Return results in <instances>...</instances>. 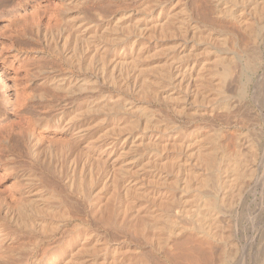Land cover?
Listing matches in <instances>:
<instances>
[{"label": "rangeland", "instance_id": "374dc122", "mask_svg": "<svg viewBox=\"0 0 264 264\" xmlns=\"http://www.w3.org/2000/svg\"><path fill=\"white\" fill-rule=\"evenodd\" d=\"M166 1H167V3H166ZM177 1L178 0H165L164 1V5L167 4L166 6L168 7V11L173 12L172 14H174L175 12L182 13L181 12L182 9H180L182 6L179 3L177 4ZM199 1H200V3H198ZM202 1H205V2L202 3ZM211 1H213V0H207V1L206 0H198V1L196 0V3H197L196 6L194 5V3H191V2H194L193 0H185V3H187V5H189V4L191 5L190 7L188 6V8H189V10L191 9L190 10L191 13H190V11H189V13L191 14V16L193 15L192 18H194V19H192V22L194 25L195 24L200 25L199 29L203 30V32H205L206 34L210 33L211 34L210 37L213 35L212 37L217 38V37H221V35L223 34L222 39L226 38L225 41L221 42L224 45H221V43H219V45H221V46L218 45L219 48L217 47L218 48L217 54H219V55L221 54V56L225 57V55H223V54L227 53L225 58H229L230 56L233 55L232 57H236L237 59L232 58V62H234L235 60L237 62L235 61L234 63H232V65L231 64L230 65L232 67L234 64H236V65L238 64V65L232 69L233 71H230L228 76H231V77H229V79H228V77H226V79H228V80L225 79L226 84L224 83L225 85H223L224 89L221 87V90H218V91L216 90V88L214 90V87H212V89L210 88L211 86H216V85H205V86H207L206 88L203 85L204 87L199 90V91H202L203 94L201 92L199 93V91L196 90L197 89L196 88L197 87L196 82H198V84H200V80L202 78L201 79H198V78L195 79L194 82L195 81L196 82L194 84L196 86L191 87L193 89L195 87L194 90L192 89L194 92L191 90V88H187V90H186V88H184V90L186 92L182 91L183 93L182 92L180 93V94H182L181 96H183L184 92L186 95L184 94V96H183L184 99H183V101L181 100V103H180L181 104L180 107H182V106L183 107L179 108V109L174 108V106H173L174 102L168 101V100L163 98L165 96V94H167L168 92H169V94L171 92H173V85L172 84H171L172 86L170 85V87H168L169 84L164 86V87H166L165 89L163 87H160L161 88L160 94H158L157 96L150 94L149 92L145 91L141 86L142 81H140V80L142 78L141 77L142 75L141 76L139 75L140 72L135 71L134 69L128 67L129 69L128 68H126V69H128L129 72L124 68L128 72V73H125L126 71H124L123 65L122 64L119 65L120 64V61L118 60L119 56L117 54L115 55V53H113V56L109 57L108 60L112 59L113 57L115 58V56H116V61L117 60L118 61L116 62L114 58H113V61L112 60H110V62L106 61L105 64H107V65H104V64L99 65L100 67H101V65L105 66V68L101 67L102 69H99V67H97L98 64H96L95 67L93 65L89 71L87 69H84L85 67L82 65H81L82 67L80 69V67L77 64V62H78L77 57L78 56L76 54H74V52L72 51L73 50L72 47L74 46V43H73L74 40H71V39H73L71 36H73V34L76 32V30H75L76 27H73V29H74L73 30L74 33H73L71 31L72 26L74 24L78 25L79 23H82V24L84 23V24H86L84 26H87L88 30H92V29L94 30L97 27L95 30L101 29L104 32H107V34L110 33L109 31L112 32V30H117V27L120 26V29L118 27L119 30H117V31L118 32L123 31V33L124 32L126 33V29L124 27V24H126L127 22H125L124 20L123 21L117 20L116 18L121 17L123 10L125 8H127L130 4L133 5L131 7L137 6L138 4L140 5V3L136 2V0H15L8 7H5V8L1 7L0 8V109H1L0 111L2 113L1 114L2 116L0 117V119H1L0 120L1 121L0 126L3 124L4 126H7L6 128H8V129H11V127H12V129H13V127L15 129L17 127V125H15V123L19 119L20 115H22V114L28 115V114H30V111L34 110V109L35 110L39 109L38 111L42 110L41 112L45 113L47 118H49V122L45 126H38L36 128L37 130H36V134H35V138H34L35 140H33V143H31V145L28 144L27 141H25L24 139L18 140L19 137L17 138L15 135V139L17 138L16 142L20 141V142H17L20 145L15 142V144H16L15 150H17L16 153H19L20 151H22L21 152L22 156H24V158H22V160L24 159L25 161H27V163H25V164H23V162H21L23 165H20L21 164L20 163V164H16L15 166L17 167L18 170H21L24 167L33 166L34 168L33 167H31V168L35 169L37 172L42 174L44 176V178L46 179V182H49V184H57L58 185V187L61 189V192L63 193V195H62L63 198L68 200L70 203L74 204V209H72V210L74 211V214L77 216V218L79 217V219L74 221V223H72L68 227V229L73 228L74 225L79 223L78 224L79 228L80 227L85 228V226H86V227H89L90 231H91V229H93L92 230L93 235L97 233L98 236H100V237H104V238L106 237L108 239L107 240V246L103 249V251L101 253H103L107 256H111L118 249L121 250V248H122V251H124L125 249L127 250V247H128V250H130V249L132 250V248H133L132 252L130 251L131 254L128 250L127 251L125 250L127 252V254L125 251H124L125 253H123L121 251V253L123 255V256L121 255V261H124V262H121V264H125V263L128 264L130 262V260L133 259L135 261L137 258H142L143 255H144L143 257H145L144 259H148V261H147L148 264H149V262H150V264L151 263L152 264H157V263L158 264H200L199 262H202V264H205V263L206 264H208V263L209 264H245V263L246 264H264V84H263L264 83V29L261 28L260 25L256 24V32H254V35H252L253 37L250 38V36H248V38H247L246 36H243V40H242L243 43L241 41L236 40L235 39L236 37H235V35L232 34V32L228 33L229 31L227 32V31H224L222 28H220V27H222V24L224 26H225V24L227 26H229L230 23L227 20H222V21L218 20V21H215V23H214L213 21L208 19L209 17L204 16L202 13H200V15L197 14L198 13V11L196 9L197 7H199L200 9L201 8L205 9V8H207L208 5H209L208 8L212 6V8H209V9L210 10L212 9L213 13H214L216 11V3L215 2L211 3ZM125 3L128 6H126ZM175 3H176V5H175ZM172 4H173V6H171ZM198 4H199V6H198ZM192 5L195 7V9L193 8ZM203 5L206 7L204 8ZM169 6H171L172 8H170ZM214 6H215V9L213 8ZM178 9L180 10V12ZM53 11L55 13H52ZM51 13L54 15V17L53 18L50 17L52 19H50V18L46 19L45 16L50 15ZM55 15L57 16V19L54 20V18H56ZM81 15H82V17H81ZM175 15H177V14H175ZM83 16H85V17H83ZM211 16L210 17L213 18V16H216V14L215 15L212 14ZM40 17H44V19H46L45 21L43 20V24H44V26L42 27L43 31L47 34V36H49V37L52 36V37H50V38H52V42L55 39H57L59 41L58 45L61 46V49L58 48V50H57V48L56 49L54 48V50H53V47H54V46H52L53 44L48 46L47 43L45 42L44 37H46V36L44 35L45 33L43 31L39 32L37 34L34 26L32 25V21L39 19ZM136 17H138V16H136ZM147 18H148V20L147 19L145 20L147 23H149L151 21L149 23V25H153L156 23L155 17L153 18V20H152V16L151 17L149 16ZM164 19L165 18L163 17L160 20H164ZM256 20L258 21V19H256ZM120 21L122 22L123 25H120L121 24ZM114 23H116V24H114ZM207 24H208V26H207ZM213 24H216L217 26H218V24H221V26L219 25L218 27H216V26H213ZM130 25L132 27V24H130ZM21 26H26V29H28L27 35L24 36V34L22 32H20V33H19V31L17 32V29ZM69 26H71V28ZM106 26H107V28H106ZM108 26H110V27H108ZM121 26H123V27L121 28ZM257 26H258V29H257ZM203 28H205V29H203ZM258 30H259V32H258ZM117 31H115L117 35L122 34V32L121 33L119 32L120 33L119 34ZM68 32H69V34H71V33H73V34L68 36ZM111 34L112 33H110L109 35H111ZM124 35L125 34H122V35H120V37L121 36L124 37ZM226 35H231V38H229L230 36L226 37ZM257 35L259 36L257 38L258 41L254 40V39H256L255 36H257ZM223 36H225V37H223ZM232 37H233V39H232ZM228 38L231 39L230 44H229ZM244 38H246L248 40H246ZM251 39L254 40L253 42L256 41V43H258V44L257 45H256V43L253 44V42H251ZM71 41L73 44L70 43ZM204 41H205L204 39L199 41L198 52H199V50L201 51L204 46L206 47L207 40L205 41L206 43ZM191 42H192V40H191ZM223 42H225V43H223ZM237 42H239V44H238L239 46L237 45ZM67 44H68V46H67ZM223 46H224V48L229 46L228 48H230V52H228L229 50L226 48H225V50H221V49H224V48H222ZM248 48H250V50ZM257 49H260V50H257ZM244 50H247V51H244ZM71 51L73 52V54L70 55V53H72ZM219 51L221 53H219ZM233 51H234V53H233ZM255 52L258 54L256 55ZM228 53L230 55H228ZM250 54H251L252 58H251ZM74 55H76L75 59H74V57H72ZM202 55L200 54V56H197L196 58H197L198 62L201 59L200 61H203V64L204 63L206 64V61L209 60L207 58H209V57L203 53H202ZM227 56H229V57H227ZM260 57H261V59H260ZM212 59L213 60L215 59L214 55L211 56L210 60H212ZM251 59H253V61H251ZM74 60H76V61H74ZM107 62H109L110 67H109ZM259 62L261 64H259ZM247 63H249L251 66ZM115 64L116 65L118 64V65L116 66ZM199 64L202 65L201 62H199L198 65ZM253 64H255V67H257L258 69H256V68L254 69ZM114 66H116L117 68ZM259 66H260V69H259ZM108 67L110 69L114 68L115 73L112 72L113 69H111L112 71H110ZM118 67L119 68L121 67L120 68L121 70L123 69L122 72H120L121 70ZM246 67H249L251 69L246 68ZM237 68H239V69H237ZM95 69L97 71H95ZM103 69H105V70H103ZM131 69L134 70V72L130 71ZM252 69L255 71H253ZM98 70H99V72H98ZM106 71L112 72V73L108 72V74H110L111 76H107L106 75L107 73H105ZM136 72L138 74L136 75L137 78L135 79L134 73H136ZM232 72H233V74H232ZM101 73L103 76L101 75ZM103 73H105V75ZM121 73L124 76H122ZM234 74L236 77L234 76ZM195 75H197V73ZM146 76L151 77L152 74L147 73ZM138 77H141V78L139 79ZM86 79L89 82H87ZM209 79H212V78L209 77ZM247 80H249V82ZM257 80L262 81V82L258 81V83H260V84L262 83L261 86L257 83ZM55 81L57 83L62 82L61 83V84H63L62 87H64L65 89L64 88H62L63 90L54 89L53 83ZM85 81H86V83H85ZM129 81H131V82H129ZM227 81H228V83H227ZM116 82H119L120 84L116 83ZM75 85H78V86H75ZM127 86H129V87H127ZM131 86H133V87H131ZM262 86H263V88H262ZM26 88H29V90L31 89V91H36L37 93L43 92L47 95L48 98L45 97V98H43V100H40L38 98L31 99V100L26 101L24 105H18L16 103L17 96L20 95L22 93V91ZM162 88H163V90H162ZM206 89H208L210 92ZM206 92H207V95H205ZM218 92L221 94L219 95ZM194 93L198 96H200L202 94L201 95L202 98L201 97H198V98L195 97L194 98V96H195ZM203 95H204V97H203ZM210 95H212V96L210 97ZM216 95L217 96L219 95V96L216 98ZM205 96H206V98H205ZM203 98H204V100L202 101ZM207 99H208V102L205 101ZM212 99L214 100V102ZM103 101H105V102H103ZM209 101H210L211 106H209ZM199 102H200V104H199ZM220 102H223V103H220ZM224 102H226V103L224 104ZM88 103L94 104L96 108L98 107L92 113V119L94 118V120L92 123L93 125L91 126V130L89 132L90 134L92 133L91 139L90 138L88 139V137H90L88 134L86 136V138L84 137V140L81 139L80 141H77L76 145L69 144L71 141L68 142L67 140L70 137V135L65 133L66 132L65 129L62 128V125L60 123H58V121L56 123H54L52 118L59 117V115L64 113L65 111L66 112L70 111L69 109L72 110L74 107L79 108V107L84 106L85 104H88ZM101 104H103V106L104 105L107 106L108 109L101 106ZM109 104H111V107H109L110 106ZM118 105L121 109V110H119V112H117ZM128 107H129V109H128ZM136 107L138 110L136 109ZM100 108H102V109H100ZM103 108L106 109L104 111H107V112H103ZM130 108H133V111H132L133 113H131L129 111V110H132ZM142 109L143 110L146 109V110L143 111ZM201 109H203V110H201ZM96 110H98V111H96ZM126 110H128L129 112H127ZM134 110L137 112L134 113ZM148 111H149V113L147 115L146 112H148ZM143 112H144V114H143ZM126 113H127V115H126ZM128 113H130V114H128ZM137 113L139 115H137ZM152 113H153V116H152ZM124 115H126L125 118L128 120V122L125 121L126 119H124ZM145 115H146L147 119H148V116L150 117L149 118L150 120H147V121H149V123L146 122V118L144 117ZM141 116H142V118H141ZM154 116H155V118H154ZM139 117L141 118V120ZM130 118H131V120H130ZM132 118L135 122L136 121H138V122L140 121V122L139 123L137 122V125H136V123L134 121H132ZM135 118H137L139 120H137V119L135 120ZM143 118L145 119V121ZM50 121H51V124H50ZM130 122L132 123V125L135 124L132 126L133 129L131 127H129L131 124ZM143 122L146 125L148 123L151 126V128L148 129V127H150L148 125L147 127H145L147 129H145L144 127H143L144 129H142V126H144ZM165 122H167V123H165ZM116 123H117V125L119 124L118 125L119 131L117 130L118 127H117ZM126 123H130V124H127V126L129 125L128 127L125 125ZM153 123H155V124L158 123V124H156L155 127H157L158 125L160 126L162 124L161 126H163V127L160 126L161 128H164L166 126V129H167V127H168V129L162 130L163 132L161 131L159 126H158V129L157 128L154 129ZM59 124L61 125V127L59 126ZM3 125L1 126V128L4 127ZM115 125H116V127H115ZM111 126H113V130H112ZM134 126H135V128H134ZM95 127H97V128H95ZM114 127L117 129H114ZM127 128H129V129H127ZM136 128L138 129V131H136L137 130ZM106 129H107V131H106ZM130 129H132L133 131ZM110 130L112 131V133H110L111 132ZM142 130H144V131H142ZM113 131H117V132H113ZM99 136H100V138H99ZM115 136L118 137L120 139V141L122 140L121 141V143L123 142L122 146L126 147V148L128 147L127 143H129L132 139H134V141H136V140L139 141V140L144 139V138L145 139H153L155 137L154 139H156L158 141H161V140L163 141L167 138L166 140L169 139V142H170V140H171V142L173 141L172 143H173V147H174L175 151L172 150L173 147H171L167 150V152L164 151V153L168 154V155L164 154V156L166 155L168 160L172 159V161H175V163L176 162L182 163L183 167H185V168L187 167L186 172L192 171V173H193V171H194V173L197 172L198 174H201V175H202V173L208 174L209 171L207 170L206 166H204V168H206V169L203 170L204 169V168H202L203 164H200L199 160H198L199 162H197V160H196L197 157L195 155L196 151L194 149H196L197 145H199L202 141L206 140V138H208V137L209 138L214 137V138H216L217 142H219L220 146L222 144V148L219 146V152H221L222 154H228L229 152L234 153V151H237L238 153H234V154H240V155H244L247 157H249L251 155L249 165H250V172L251 171H253V172H252L251 176H248L249 174L245 176L248 179H245L246 180L245 184L243 185L241 190L239 189L241 192L237 190L236 192H233V193L230 192V193H232V194H230L229 192L225 191V194L227 193L225 196V194H223L224 188L221 189V187L220 188L215 187L213 182L208 184L210 187L206 186L203 189L205 192L208 190V193L210 192L209 194H212V195H214L218 189L217 194H215L213 198H215L216 201L218 200V202L221 200L219 202L220 204L224 200L228 204L232 201L229 204V207L230 206L231 207L228 208V210H226L227 212L224 210V208L227 209L228 204L227 205L223 204L222 206H219V208L221 207L220 210L223 208V210L225 212L223 210H222L223 212L220 211L219 208L217 211L218 213L220 211V214H221L220 215L217 213V215H219V217H221V218H223V216H224L223 219L226 221L223 223V225L225 226L224 228L227 229V230L225 229L224 232H226V231L227 232L225 233V235H222L224 237V240L226 239L225 242L223 241V239L221 237H218L220 242L218 240H216L215 241L216 245H215L214 240H212L208 236H205L206 237L205 239H208V238L211 239V240L210 239L205 240L206 242L209 241L210 244L206 243L203 240L205 242V251L195 250V253H197V254H198V252H199V254L203 253L202 255L205 254L204 256H206V259L204 258V256L196 254L197 257L200 256L202 258V260H200L201 259L200 257H199V259H197L195 253L193 254L194 257L192 255L194 250H188V248H190L188 246H191V245L193 246L197 242V240L198 241L202 240V236L200 235L201 233L197 232L198 230H197V228H195L197 224L193 225L194 223L197 222L194 218H191V217L189 218V216H188V218L184 217L186 222L184 221L183 217L182 218H183L184 222L181 221L182 218L178 219L179 223H182V222L184 223L183 225H185V223H187L186 225H188V223H190L189 226L191 225L190 227H192V229H188L189 231L186 230V232H184L183 234L180 233L179 236L178 235H174V236L172 235L167 240L168 241L167 243H166V240H164V239H167V238H165V236L167 237V234H166V232H164L165 233L163 235L164 238L162 237L163 241H162V239H161V241L160 240L159 241L161 243L165 242V243H163V244H166L165 246L161 245V243L157 244L158 243V241H157L158 237L156 239L155 238L156 234H154L155 236L153 235V233H152L153 227L148 228L150 226L149 224L152 223V225H153L155 220L158 218V216L155 215V213H157V210L162 211L161 209H163L164 205H165V204L162 205L165 202L162 201L163 203H158L161 200L158 201V199L153 197V196H152L153 197L152 198L151 194H150V192H152V191H149V189L152 190L151 187H153V189L156 191L157 190L161 191L160 189H166V188H163L162 186L160 187L159 185H156L157 182L154 180L156 183L155 184L153 179L149 182L150 176L157 174V171H158L157 169H156V172H153V171H155V169H153V170L151 169L152 171H146V169H143L145 171L138 172L141 174L142 177L139 174H137V172H136L137 176L134 174L133 171L132 172L134 175L130 174V171H131L130 170L129 174L125 175L126 178L128 176V183H127V180L126 181L124 180L123 183L121 180H116V183H114V182H111L110 175L112 174V176H113V173H114V171L116 172V169L118 172L117 174H120V171H121L120 167H122L123 165H124L123 167H126V166L130 167L131 166V169L133 170L134 166H136L135 164L132 163L133 158L129 157L128 155H125V156H123L124 159H123V157H119L118 160H114V158H116L118 155V153L116 154V152H114L112 154V156L110 157V159H108V161L107 160L104 161V159H106L105 158L106 154L101 153L102 157L100 159L103 161H100V159L98 158L100 151H97L98 150L97 148H93L95 150L91 149V151L89 152V154H92V155H90V156H92V158L89 156L90 158L88 157V159L86 160V157L85 158L83 157V156H85V153H86V149L84 147L87 144L86 140H88V141L92 140V142H94V144H95L97 142L102 143V142L109 140L111 138H116ZM92 138H94V140L98 138V140L94 141ZM104 138H106V139H104ZM118 138H116V139H118ZM138 138H139V140H138ZM70 139H72V137H70L69 140ZM180 139H182V143L185 142L184 144H182V143L180 144L182 146H179V143L178 144L174 143L175 140L179 141ZM196 140L197 141L201 140V142L199 141L200 142L199 143ZM171 142L169 144L170 146L172 145ZM83 144H85V145H83ZM174 144L176 146H174ZM251 144L254 146H251ZM177 146H179V149H177ZM139 148H140V146H139ZM142 148H144L145 151H143L144 149H142ZM180 148H182V149L180 150ZM220 149L222 151H220ZM252 149H254V150H252ZM138 150L142 152V153L138 152L140 154V159H144V158L147 159L150 156L153 158L157 154L156 150L151 153V152H149L150 151L149 149L147 150V148L142 146V145H141V150L140 149H138ZM84 151H85V153H83ZM239 151H241V152H239ZM251 151H255V152H251ZM242 152H243V154H242ZM244 152L245 153L247 152V153L245 154ZM233 153H231V154H233ZM2 154H3V156H2ZM23 154H25V155H23ZM171 154L173 156L176 154L174 156V159L172 158L173 156ZM191 154H192V156H191ZM144 155H145V157H144ZM126 156H127V158H126ZM179 157H180V159H179ZM195 157H196V159H195ZM239 157H241V156H239ZM6 158H7V154H4L3 152L0 151V171H2V173L6 172V170H4L5 163H7ZM102 158H104V159H102ZM242 158H243V156H242ZM72 159L75 161H73ZM95 159H97V161ZM128 159H129V161H127ZM130 159H132L131 162H130ZM83 160H84V162L85 161L86 162L82 165ZM111 160H112V162H111ZM70 161H72V162H70ZM76 161H77V163H75ZM98 161H100L101 163L98 164L97 163ZM106 161H107V163H106ZM172 161H170V162H172ZM68 162H70L71 165L73 162L75 163V167L73 166L75 170L71 169L72 166ZM102 162H105V163L102 164ZM113 162H114V164H117V165H113L112 164ZM57 163L58 164L60 163V164L57 165ZM119 164L120 165L123 164V165L120 166ZM125 164H126V166H125ZM131 164H133V166ZM55 166H57V168ZM76 166L78 168H76ZM116 166H118V168L120 170H118V168ZM199 167L202 168L201 173H199V171H200ZM89 168H91V169L94 168L95 170L94 169L90 170ZM98 168H100V169H98ZM110 170H112V171L109 172ZM171 170H172V168H170L169 171H171ZM15 171L17 172V170H15ZM73 171H74V173L75 172L76 173L74 174ZM94 171H98V172H94ZM58 172H60V175H58L59 174ZM107 172H109V175H107L108 174ZM142 172H145V173H142ZM150 172H153L154 174H152V173L150 174ZM8 173L9 172H7L6 174L4 173V175H6V178L4 180V182H6V183L4 185L9 186V187H15V189L21 187L22 181L20 179H18L19 177L18 178L16 176L14 177L13 175H11V173H9V174ZM69 173L74 174V177L77 178L76 183H75L76 185L74 184L73 189H70L66 185V182H65V178H67V176H69V175H67ZM95 173H96V175H95ZM170 173H172V172H170ZM194 173H193V175L196 176L195 175L196 173L195 174ZM89 174L92 176H89ZM76 175H77V177H76ZM193 175L190 174V176H193ZM106 176H109V178ZM144 176H145V179H143ZM188 176H189V174H188ZM78 177L79 178L80 177L86 178L87 179V180L85 179L86 182L90 181L94 177L95 181H94V187L93 188H94V193H96V194L92 195V197H91L92 201L89 202L88 200H86V198H84L85 195L83 196L84 193L81 190H83L82 187L87 183L85 181H82L81 178H80V180H78L79 179ZM136 177H138V178H136ZM103 178H105V180ZM108 179L110 180L109 184H108V181H109ZM133 179L136 180V182ZM140 180L142 181V184L144 182L146 183L145 180H148V182L146 183L147 186L144 183L143 184L144 188H142L143 186H142V184H140L141 183ZM188 180H189V184H192L191 180L193 182V179L189 178ZM152 181L154 184H149L151 186L150 187L148 185V183H152ZM80 182H83V183H80ZM77 183L82 184V186L81 185L77 186L78 185ZM111 183L114 185H116V184L120 185V183H122L123 187H124V184L125 185H128V184L136 185L139 188H133L132 189V193H133L132 195H134V196H132L130 192L123 190L122 184L120 185L121 187L118 185L120 188H118V186L116 185L115 188L117 187L116 190L118 192L115 191L116 195H114L115 193L114 194H112V193L115 189L114 190L111 189L114 186V185L111 186L112 185ZM194 183H195V180H194ZM211 184L214 185V186H212L213 188L211 187ZM105 186L107 189L105 188ZM79 187H81L82 189L80 190ZM140 187H141V190H140ZM2 188H3V186H0V189H2ZM210 188L212 190H216V191L213 192ZM78 189H79V191H78ZM109 189H111V190H109ZM138 189L140 192L143 189H145V191L148 190L149 193L146 196L145 195L142 196L141 193L138 191V193H140L141 196L137 195L138 194L137 193L136 196L137 197L139 196V197L136 198L134 191L136 193ZM119 190H120V192H119ZM80 191L82 193H80ZM179 191H180V193L178 192V190H177V193L175 190L173 191L174 193H176L175 194L176 197L174 199H176L177 197L180 199V196L184 195V193H185L184 190H182V191L179 190ZM219 191H221V192H219ZM145 193L147 194V191ZM194 193H195V196H196V194L198 196L197 191L196 192L191 191L187 194V196L186 195L184 196L187 198L183 199L184 198L183 197L182 200H187L188 198L192 199V194L194 197ZM234 194L236 197L234 196ZM149 195L151 198L149 197ZM212 195L210 197L211 199H212ZM216 195H218V196H216ZM221 195H223L224 197L223 196L221 197ZM230 195H233V197ZM147 196L149 197L148 199L146 198ZM141 197H143V198H141ZM229 197H232L233 199L235 197L236 199L237 198L238 199L235 201V200H232L231 198L229 199ZM219 198H221V199H219ZM16 199L17 200H15L16 202H14V204H13L14 206L12 207V209L15 210L14 214L16 213V216H18V217H22L21 215H23L24 213H26V215L30 214L31 208L28 205L27 206L30 208V210L28 207L25 208L26 205L23 203L21 194H18ZM151 199H153V200H151ZM155 199L157 200V202H155ZM177 199H176V201H177ZM194 199H196V197H194L193 200ZM198 199H199V201L202 200L201 202H203L205 197L203 199V197L201 198V196H200V198H199V196H198L197 200H195V201H198ZM207 199H209V198H207ZM41 200L44 201L45 199L44 200L41 199ZM193 200H192V202H190L188 199L187 203L188 204L191 203L190 205L195 207V205L197 203L195 202L196 204L193 205L194 204ZM212 200H214V199H212ZM227 200L230 202H228ZM225 201H224V203H225ZM91 202H96V204H98V206H100L103 203L101 208H103L105 206L103 208V209H105L104 212H102V214H100V215H102L101 218L99 215L100 219H98V218L94 219V217L92 218L93 215L91 212V205H90V204H92ZM137 202H138V205H137ZM201 202H199V203H201ZM40 203H42V202H40ZM156 203H158V204H156ZM157 205H160L163 207L160 209V208H157V207H159ZM176 205H178V203H176ZM22 207L24 208V211L26 209L29 210L28 211L29 213H27V212L23 213ZM16 208H17V210H16ZM18 208H19V210H21V208H22V210H21L22 213L18 210ZM133 208H135V209H133ZM137 209H139V211H137ZM17 211L20 212L19 213L20 216L17 214ZM153 211H156V212H153ZM38 213H35V214H37L38 218H41V217L43 218L47 214V212L46 213L41 212V213H39L41 215L40 216V215H38ZM43 214H45V216ZM112 214H113V218L117 219L116 223H110L112 218L110 219L109 216H111ZM150 214L153 215L155 218L150 216ZM225 214H227V215H225ZM24 216H25V214H24ZM225 217H227L228 220H230L229 223L231 222L230 223L231 225L227 222L228 220ZM148 218H149L150 223L148 221ZM152 218L154 219V221L152 220ZM143 219H144V221H146V220L148 221V222L146 221L148 224V227H147V224H145V222L143 221V223L146 225L144 227H146V228L142 227L144 229L141 230L140 227L143 226L144 224L142 225V222L140 223V221H142ZM192 219H194V222ZM109 220H110V222H109ZM160 221H161V219H160ZM164 221L165 220H162L161 223H163ZM191 221H192V223H191ZM17 222L18 221H15V219L11 221L10 219L2 218V219H0V229H2L3 233H7L8 235H13V236L16 235L17 238H20L19 241L24 242V243H28L30 239L22 237L25 233H27L28 228H26L25 226H22V224H19ZM118 222H120V224ZM121 222H123V223H121ZM116 224L118 226H116ZM166 224L167 223H165V222L163 223L164 226ZM147 229H149V230H147ZM139 230H141V233H143V232L144 233L142 235H137L138 232H139V234H141ZM162 230L159 232L163 233ZM190 230H192V231H190ZM193 231L196 232V234ZM148 232H149L150 236L153 235L152 236L153 238L147 237L148 238V240H147V238H143V237H146V234ZM224 232H222V234ZM134 233L136 236L134 235ZM155 233H156V231H155ZM160 233L157 232V236H159L158 234H160ZM226 234H228V235H226ZM161 236H162V234H161ZM199 236H200V238H199ZM92 237H94V236H92ZM250 237H251V240H250ZM193 238H195V239H193ZM46 240H48V237H46ZM190 240H192V241H190ZM195 240H196V242H195ZM221 241L224 243H222ZM183 242L184 243L186 242L185 243L186 245H184ZM193 242H195V243L192 244ZM226 242H227V244H226ZM153 243H154V245H153ZM16 245L17 244H15V246ZM209 248H211V249H209ZM238 248H240V249L238 250ZM128 252H129V254H128ZM135 252L139 253L137 258H136L137 253L134 254ZM200 252H202V253H200ZM225 252H227V253H225ZM141 253H143V255ZM184 253H185V255H184ZM189 253H191V254H189ZM140 255H142V256H140ZM227 255H229V256H227ZM147 256L149 258H146ZM133 257L136 259H134ZM152 257H153V259H152ZM32 258L28 260L29 262L27 264H31L32 261H34L35 258L34 257H32ZM156 261H157V263H156ZM210 261H211V263H210Z\"/></svg>", "mask_w": 264, "mask_h": 264}, {"label": "bare ground", "instance_id": "6f19581e", "mask_svg": "<svg viewBox=\"0 0 264 264\" xmlns=\"http://www.w3.org/2000/svg\"><path fill=\"white\" fill-rule=\"evenodd\" d=\"M14 1L15 0H0V8L1 7H4V8L8 7ZM164 1L165 0H136V2H139L140 5L138 4L137 6H134V7H131L133 5L130 4V3H129L130 4L129 6L125 3L126 6H128V7L125 8V9L123 8L124 10L122 12L121 17L116 18L117 20H122V21L124 20L125 22H127L126 24H124V27L126 29V33L125 32L123 33V31H121L122 34H125L124 37H122V36L120 37V35H122V34H120L121 33L120 31H119L120 33L117 31V30L120 29V26H118L119 29L117 27V30H112V32L109 31L110 33H112L111 35H109L110 33L107 34V32H104L101 29L95 30L97 27L94 30L93 29L92 30H88L87 26H84V25H86L84 23L83 24L79 23L78 25L74 24L73 26L71 25L72 26V30H71L72 32L74 30L73 27H76L77 29L75 28L76 32L75 33L73 32L74 34L71 33V32H70L71 34H69V32H68V36L73 34V36H71L73 38L71 40H74V42H73L74 46L72 47V49H73L72 51L74 52V54H76L78 56L77 57L78 58L77 64L80 67V69H81L82 66H84L85 67L84 69H87V70L90 71L92 66L94 65V67H95L96 64H98L97 67H99V69L105 68V66H102V65L103 64L107 65V64H105L106 61H109V62H110V60L113 61L114 57L112 59H110V60H108V58L113 56V53H115V55L117 54L119 56V59H118L120 61L119 65L122 64L123 65V69L124 68L126 69V68L129 67V68L134 69L135 71H139L140 72L139 75L140 76L142 75L141 76L142 78L141 77H138V78L139 79L141 78V80H140V81H142V83L140 82L141 86H142V88L145 91L149 92L150 94H153V95L157 96L158 94H160V90H161L160 87H163L165 89L166 87H164V86L169 84L168 87H170V85L172 84L173 85V92H171L170 94L168 92L167 94H165V96L163 98L168 100V101L174 102L173 103L174 104L173 105L174 108H178L179 109V108L183 107V106L180 107V105H181L180 103H181V100L183 101V99H184L183 96H184V94L186 92L184 90V88H186V90H187V88H191L192 86H196L197 85V87H196L197 89L196 90L199 91L205 85H216V86H211L210 88L212 89V87H214V90L216 88L217 91L221 90V87L224 89L223 85L226 84L225 83L226 77H228V79H229V77H231V76H228L230 71H233L232 69L234 67H236L238 64L237 65L234 64L233 67L231 66L232 63H234L236 61L235 60L234 62H232V58L233 59H237L236 57H232L233 56L232 54H231L232 56H230V57L227 56L229 58H225L227 53L223 54V55H225V57L221 56V54L220 55L217 54V49L219 48L218 47L219 43H221L222 41H225L226 38L222 39V35L223 34L221 35V37H217V38L216 37L215 38L212 37L213 35L210 37L211 34L208 32L209 30L207 31L209 34H206L205 32H203V30L199 29L200 25H198V24H197L198 26L196 24L194 25L193 22H192V19H194V18H192L193 15L191 16V14H190L191 13V11H190L191 9L189 10V8H188V6L189 7L191 6L189 3H188L189 5H187V3H185V0H178L177 4L178 3L181 4L182 7L180 9H182L181 10L182 13L175 12L174 14H172L173 12L168 11V7L166 6L167 4L164 5ZM193 1L194 2H191V3H194V5L196 6V4H197L196 0H193ZM203 2H205V1H202V3ZM213 2L216 3V11L214 13H213L212 9L211 10L209 9V8H212V6L208 8V6H209L208 5L207 8H205L206 6L203 5L204 8H205V9L201 8L203 11L199 7L196 8L197 11H198L197 14L200 15V13H202L204 16L209 17L208 19H210L214 23H215V21H218V20H220V21L227 20L230 23L229 26H227L226 24L224 26L222 24L224 22L223 21L221 23L222 27H220V28H222L224 31H227V32L229 31L228 33L232 32V34L235 35V37H236L235 39L236 40L242 42L243 36H246L247 38H248V36H250V38L253 37L252 35H254V32H256V24L260 25V27L264 29V0H213V1H211V3H213ZM166 3H167V1H166ZM198 3H200V1ZM175 5H176V3H175ZM171 6H173V4ZM171 6H169V7L172 8ZM198 6H199V4H198ZM193 8L195 9L194 6H193ZM213 8L215 9V6ZM54 11L52 13H55ZM189 11H190V13H189ZM179 12H180V10H179ZM52 13L50 15H46L45 18L46 19H49L50 17L53 18L54 15ZM175 14H177V15H175ZM212 14H214V15L216 14V16H213V18H211ZM56 15H55L56 18H54V20L57 19L58 15L57 16ZM136 16H138V17H136ZM149 16L150 17L152 16V20L155 17V20H156L155 24L149 25V23L151 21L149 23H147L145 21L146 19L148 20L147 17H149ZM81 17H82V15H81ZM83 17H85V16H83ZM163 17L165 19L164 20H160ZM52 18H50V19H52ZM46 19H44V17H40L39 19H36V20L32 21V25L34 26L37 34L39 32L43 31V28H42L44 26L43 20L45 21ZM256 19H258V21ZM120 23H119L120 25H123L121 21H120ZM114 24H116V23H114ZM130 24H132V27H131ZM221 24H218V26L219 25L221 26ZM26 26L19 27L17 29V32L18 31H19V33L22 32L24 34V36L27 35V30L28 29H26ZM71 26H69V27L71 28ZM207 26H208V24H207ZM213 26L218 27L216 24H213ZM108 27H110V26H108ZM122 27L123 26H121V28ZM106 28H107V26H106ZM203 29H205V28H203ZM257 29H258V26H257ZM115 31H117L120 35H117ZM258 32H259V30H258ZM44 35L46 36L44 38H45V42L47 43L48 46L53 44L52 45V46H54L53 50H54V48L55 49L57 48V50H58V48L61 49V46L58 45L59 41L57 39H55L53 41L54 42L53 43L52 42V38H50L52 36L49 37V36H47L46 33ZM231 35H226V37L230 36L229 38H231ZM223 37H225V36H223ZM233 37H232V39H233ZM255 37H256V39H254V38L253 39L258 41L257 38L259 36L257 35ZM202 39H204L205 41L207 40V43L204 41L207 45L205 44L206 47L202 46L203 49L201 51L199 50V52H198V49H199L198 48V43ZM244 39H246V38H244ZM253 39H251V42L254 41ZM191 40H192V42H191ZM230 40L231 39H229V44H230ZM246 40H248V39H246ZM70 43L73 44L72 41ZM223 43H225V42H223ZM254 43H256V41L253 42V44ZM238 44H239V42H237V45ZM257 44L258 43H256V45ZM221 45H224V44L221 43ZM221 45H219V46H221ZM67 46H68V44H67ZM228 47L229 46H227L225 48L229 50L228 52H230V48H228ZM222 48H224V46ZM225 48L221 49V50H225ZM248 49L250 50V48H248ZM257 50H260V49H257ZM220 51H219V53L222 52V51L221 52ZM244 51H247V50H244ZM73 52L70 53V55L73 54ZM202 53L206 54L209 57V58H207L209 60L211 59V56H213V55H214L215 59L214 60L212 59L213 61L212 60H210V61L207 60L206 64L205 63L203 64V61H200L201 60L200 59L199 62H201L202 65L201 64L198 65L199 62H198L196 57L200 56V54L202 55ZM233 53H234V51H233ZM257 54L258 53H256V55ZM76 55H74L72 57H74V59H75ZM228 55H230V54L228 53ZM250 56H251V54H250ZM251 58H252V56H251ZM114 59L116 61V56H115ZM260 59H261V57H260ZM74 61H76V60H74ZM251 61H253V59H251ZM109 62H107V63L109 65V67H110ZM100 64H102L101 65L102 68L99 66ZM247 64H249V63H247ZM259 64H261V63L259 62ZM253 65H254V69L255 68L258 69L257 67H255V64H253ZM116 66H114V67H116ZM246 68H249V67H246ZM111 69H113V71ZM111 69L109 68L110 71L115 73L114 72L115 69L114 68H111ZM125 69H124V71L127 70L129 72L128 69H126V70ZM132 69L130 71L134 72V70H132ZM237 69H239V68H237ZM249 69H251V68H249ZM259 69H260V66H259ZM103 70H105V69H103ZM122 70L120 72H122ZM95 71H97V70L95 69ZM127 71L125 73H128ZM253 71H255V70H253ZM98 72H99V70H98ZM108 72L107 71L105 72V73H107L106 75L107 76H111L110 74H108ZM112 72H109V73H112ZM105 73H103V74L105 75ZM147 73H149V74L151 73L152 76L151 77L146 76ZM196 73H197V75H195ZM134 74H135V79H136L137 78L136 75L138 73L136 72ZM232 74H233V72H232ZM101 75H102V73H101ZM121 75H122V73H121ZM122 76H124V75H122ZM234 76H235V74H234ZM209 77H211L212 79H209ZM197 78L198 79L202 78V79L200 80V84H198V82L195 81L196 82V85H195L194 84L195 83L194 80L197 79ZM228 79H226V80H228ZM86 81H87V79H86ZM86 81H85V83H86ZM247 81L249 82V80H247ZM258 81L259 80H257V83H258ZM87 82H89V81H87ZM129 82H131V81H129ZM61 83H57L55 81L53 83L54 89L63 90L62 88H64V87H62L63 84H61ZM116 83H119V82H116ZM227 83H228V81H227ZM258 84L261 86L262 83L261 84L258 83ZM75 86H78V85H75ZM127 87H129V86H127ZM131 87H133V86H131ZM206 87L207 86H205V88ZM163 88H162V90H163ZM262 88H263V86H262ZM192 89L193 88H191V90ZM194 89H195V87H194ZM206 90H208V89H206ZM182 91H185L183 96H181L182 94H180ZM200 92L202 93V91H199V93ZM207 92H206V94L205 93L204 94L207 95ZM220 94L221 93H219V95ZM201 95L198 96V95L195 94L194 98L195 97H197V98L201 97ZM211 96L212 95H210V97ZM218 96L216 95V98ZM45 97H47V95L45 93H43V92L37 93L36 91H31V89L29 90V88H26V89H24L22 91V93L20 95L17 96L16 103L18 105H24L25 102L28 101V100L36 99V98H38L40 100H43V98H45ZM203 97H204V95H203ZM205 98H206V96H205ZM203 100H204V98L202 99V101ZM205 101L208 102V99L205 100ZM210 101H209V106H211L210 105ZM103 102H105V101H103ZM213 102H214V100H213ZM220 103H223V102H220ZM225 103L226 102H224V104ZM103 104H101V106H103ZM199 104H200V102H199ZM109 105H110L109 107H111V104H109ZM103 107L107 108V106H105V105ZM97 108L95 107L94 104H89L88 103V104H85L84 106H81L79 108H75L74 107L72 110L69 109L70 111H67V112L64 110L65 112L60 114L59 117H55V118H52V119H53L54 123H56L58 121V123H60L62 125V128L65 129V131H66L65 133H67L68 135H70V137H72V139L69 140V138H70L69 137L68 140H67L68 142L71 141L69 144L76 145L77 141H80L81 139L84 140V137L86 138V136L88 134L90 136V137H88V139L89 138L91 139L92 133L90 134L89 132L91 130V126L93 125L92 123H93V120H94V118L92 119V113ZM100 109H102V108H100ZM117 109H116L117 112H119V110H121L119 105H118ZM128 109H129V107H128ZM130 109H132V110H129V111L131 113H133L132 112L133 108H130ZM136 109H137V107H136ZM38 110H35V109L31 110L30 114H28V115L27 114L20 115L19 119L15 123V125H17V127L15 129H14V127H13V129H12V127H11V129H8V128H6L7 126H4L3 124H2L4 126L3 128H1L2 125L0 126V151L3 152L4 154H7V158H6V162L7 163H5V168H4V170H6V172L2 173V171H0V186H3V188L0 189V219L5 218V219H10L11 221L15 219V221H18L17 223L22 224V226H25L26 228H28L27 233H25L22 237L30 239L28 243H24V242L19 241L20 238H17L16 235H14V236L13 235H8L7 233H3L2 229H0V264H27L29 262L28 260L31 259L32 257H34L35 259H34V261H32L31 264H121V262H124V261H121V255H122V253H121L122 248L121 247H120L121 250L120 249L116 250L113 253V255H111V256H107V255L101 253L103 251V249L107 246V240L108 239L106 237L105 238L104 237H100V236H98L97 233L93 235V232H92L93 229H91V231H90L89 227L85 226V228H81V227L79 228L78 227L79 223L74 225L73 228H69L68 229V227L72 223H74V221L79 219V217L77 218V216L74 214V211L72 210V209H74V204L70 203L68 200L63 198V196H62L63 193L61 192V189L58 187L57 184H49V182H46V179L44 178V176L42 174H40L39 172H37L35 169H33L34 167L31 166V165L30 166L33 167V168L24 167L21 170H18L17 167L15 166L16 164H20L21 162H23V164L27 163V161H25L24 159L22 160V158H24V156H22V153H21L22 151L19 152L20 154L16 153L17 150H15L16 149L15 148L16 147L15 142H16L17 138L19 137L18 140H21V139L23 140L24 139L25 141H27L28 144L31 145V143H33V140H35L34 138H35V134H36V130H37L36 128L38 126H45L49 122V118H47L45 113H42L41 112L42 110H40V111H38ZM98 110H96V111H98ZM104 110H106V109L103 108V112H107V111H104ZM135 110H134V113L137 112ZM145 110L146 109H144L143 111H145ZM201 110H203V109H201ZM126 111L129 112L128 110H126ZM149 111L146 112L147 115H148ZM1 114L2 113L0 111V117L2 116ZM128 114H130V113H128ZM143 114H144V112H143ZM126 115H127V113H126ZM126 115H124V119H126L125 118ZM137 115H139V114L137 113ZM142 116H141V118H142ZM152 116H153V113H152ZM144 117L146 118V122L149 123V121H147V120H150L149 119L150 117L148 116V119H147L146 115ZM141 118H140V120H141ZM154 118H155V116H154ZM136 119L137 118H135V120ZM130 120H131V118H130ZM137 120H139V119H137ZM51 121H50V124H51ZM125 121L128 122L127 119ZM132 121H134L133 118H132ZM144 121H145V119H144ZM137 122L138 121L135 122L136 125H137ZM130 123H126L125 125L127 126V124H130ZM148 123L146 125L143 122L144 126H142V129L147 127L149 125ZM165 123H167V122H165ZM60 124H59V126L61 127ZM153 124H154L153 125L154 129L155 128L158 129L159 125L157 127H155L156 124H158V123H156V124L153 123ZM116 125H117V123H116ZM116 125H115V127H116ZM118 125H117V127H118ZM133 125H135V124H133ZM133 125L131 123L130 126L129 125L128 126L132 128ZM160 126H159V128L161 129V131L166 129V126L164 128H161L163 126H161V127ZM111 127H112V130H113V126H111ZM115 127H114V129H117ZM95 128H97V127H95ZM134 128H135V126H134ZM149 128H151V126L148 127V129ZM127 129H129V128H127ZM132 129H130V130H132ZM145 129H147V128H145ZM167 129H168V127H167ZM117 130L119 131V127H118ZM106 131H107V129H106ZM136 131H138V129ZM142 131H144V130H142ZM113 132H117V131H113ZM110 133H112V131ZM15 135L17 137L16 139H15ZM99 138H100V136H99ZM106 138H104V139H106ZM116 138H118V137H116ZM116 138H111V139L106 140L104 142L101 141L102 143L97 142L95 144H94V142H92V140H90V141L86 140L87 144L86 145L83 144V145H85L84 147L86 149V153H85V151L83 152V153H85V156H83V157L84 158L86 157V160H87L88 157L90 155H92V154H89L91 149L97 148L98 149L97 151H100L99 152V156H98L99 159L102 157L101 153L106 154V157H105L106 159L102 158V159H104V161L105 160L108 161V159H110V157L112 156V154L114 152H116V154L118 153L117 157L114 158V160H118L119 157H123L125 155H128L129 157L133 158V160L130 159V162L132 160V163L136 165V166H134L133 170L131 169V166L130 167L126 166L127 163L125 164L126 167H123L124 166L123 164H122L123 166L120 165L122 162L119 164L120 166H122V167H120L121 168L120 174H117L118 173L117 169H116V172L113 170L114 173L112 172L113 176H112V174L110 175V178H111L110 180H111V182H114V183H116V180H121L122 183H123L124 180L125 181L127 180V183H128V176L126 178L125 175H128L130 170H131L130 174H132V175L135 174L136 175V172H137V174H139L140 176H141V174L138 173V172L145 171L143 169H146V171H152L153 169H155V171H153V172H156V169L158 170L156 175L150 176L149 182L153 179V181L155 180L157 182V184H156L155 181H154V183L156 185H159L160 187L162 186L163 188H166V189H160L161 191L154 190L153 187H151L149 185V184H154L153 181H152V183H148V185L152 188V190H150L149 188L148 189H149V191H152V192H150L151 197L153 196V197L157 198L158 201L161 200L158 203L165 202V203L162 204V205L165 204L164 208L161 209L163 206L157 205V206H159L157 208H160L162 211H160V210L158 211L157 210V213H155V215H157L158 218L155 220L153 225H152V223L149 224L150 226L152 225L151 227L150 226L148 227V224H147V222L149 221V218H148V221L146 220L147 222L144 221V219L142 221H140V223L142 222V225L144 224L143 223V221H144L145 224H147L148 228H152L153 227L152 233H153V235L156 234V236L154 235L156 239L158 237V240H157L158 243L155 241L157 244L161 243L160 242L161 239L163 241V238H164L163 235L165 234L164 232H166V234H167V237L165 236V238H167V239H164V240H166V243H167L168 242L167 240L172 235L173 236L174 235H178L179 236L180 233L183 234L184 232H186V230L192 229V227H190L191 225L189 226L190 223H188V225H186L187 223H185V225H183L184 224L183 222L185 221L184 217L188 218V216H189V218L190 217L194 218L197 221V222L195 221L196 223H194L193 225L197 224L195 228H197V230H198L197 232L201 233L200 235L202 236V240L201 241L197 240V242H196V240H195L196 243L193 242L192 244L195 243L193 246L191 244H190L191 246H188V247H190V248H188V250H194L192 255L195 253V250L205 251V242H206L205 240H208L210 238L212 240H214V243H215L216 240L219 241L218 237H221L223 239V241L225 242L226 239L224 240V237L222 235H225V233L227 232V231L224 232V230L226 228H224L225 226L223 225V223L226 222V221L223 219L224 216H223V218H221V217H219V215H217V213H218L217 211H218L219 206H222L223 204L227 205L228 203H226V201L224 200L225 198H224L223 200L225 201V203L223 201L220 204L219 202L221 200L218 202V200L216 201L215 198H213V197H214L215 194H217V191H218L217 188H220V187H221V189L224 188V193L223 194H225V191L229 192V193L230 192L233 193V192H236L237 190L238 191L241 190V188L243 187V185L246 182L245 179H248L245 176L248 175V174H249L248 176H251V174L253 172V171L250 172V165H249L251 155L249 157H247V156L240 155V154H234V153H238L237 151H234V153L231 152L233 154H231L230 152L228 154H222L221 152H219V146H220L219 142H217L216 138H214V137H210V138L208 137V138H206V140H204L202 142H201V140H199L201 143L196 140L200 144L197 145L196 149H194L196 151L195 155L197 157V159H196V157H195V159L197 160V162L200 161V164H203L202 168H204V166H206V168L209 171V173L208 174L202 173V175H201V174H198L197 172H195L196 173L195 174L194 171H193V173L196 175V176H194L192 171L191 172L190 171L186 172L187 171V169H186L187 167L186 168L183 167L182 163H178V162L175 163V161H172V159L168 160V158L166 157V155H168V154L164 153V151L167 152V150L169 148L173 147V143H172L173 141L171 142V140H170V142L172 143V145L170 146L169 145L170 144L169 139L166 140L167 138L165 140H163V141L162 140L158 141V140L154 139L155 137L153 139H145L144 138V139H141V140H139V138H138L139 141H137L136 139H135L136 141H134V139L131 138L132 140L130 139L131 141L129 143H127L128 144L127 148L122 146V143H123V142L121 143L122 140L120 141L119 138L118 139H116ZM92 139L94 140V138H92ZM96 140H98V138L95 139L94 141H96ZM180 140H179L180 142L175 140L176 142L174 141V143H177V144L179 143V146H182V145H180L182 143V139H180ZM17 142H20V141H17ZM184 143H182V144H184ZM17 144H19V143H17ZM141 145L146 147L147 150L149 149L150 150L149 152H151V153L156 150L157 151L156 156L153 157V158L150 156L147 159H145V158L144 159H140V154L138 152H140V153H142V152L139 151L138 149L141 150ZM139 146H140V148H139ZM174 146H176V145L174 144ZM179 146H177V149H179ZM251 146H254V145L251 144ZM220 147L222 148V144H221ZM182 148H180V150ZM142 149H144V148H142ZM93 150H95V149H93ZM172 150H174V147H173ZM252 150H254V149H252ZM143 151H145V149ZM220 151H222V150L220 149ZM239 152H241V151H239ZM251 152H255V151H251ZM164 154H166V155L164 156ZM242 154H243V152H242ZM23 155H25V154H23ZM238 155L241 156V157H239ZM2 156H3V154H2ZM174 156L172 157L173 159H174ZM191 156H192V154H191ZM242 156H243V158H242ZM90 157L92 158V156H90ZM144 157H145V155H144ZM180 157H179V159H180ZM126 158H127V156H126ZM97 159H95V160L97 161ZM123 159H124V157H123ZM73 161H75V160H73ZM100 161H103V160L100 159ZM100 161H98L97 163L98 164L101 163ZM107 161H106V163H107ZM127 161H129V159ZM170 161H172V162H170ZM70 162H72V161H70ZM70 162H68V163L71 165ZM85 162L83 160L82 165ZM111 162H112V160H111ZM75 163H77V161ZM75 163L74 162L72 163V165H71L72 168L71 169H74ZM104 163L105 162H102V164H104ZM23 164L21 163L20 165H23ZM59 164L57 163V165H59ZM112 164L113 165H117V164H114V162ZM133 164H131V165L133 166ZM55 167L57 168V166H55ZM116 167L118 168V166H116ZM76 168H78V167L76 166ZM170 168H172L171 171H169ZM202 168H200V171L198 170L199 173H201V171H202L201 169ZM206 168H204L203 170H205ZM89 169L92 170L94 168H92V169L89 168ZM98 169H100V168H98ZM15 170H17V172ZM118 170H120V169L118 168ZM111 171L112 170H110L109 172H111ZM132 171L134 172V174H133ZM7 172L11 173V175H13L14 177L15 176L17 178L19 177L18 179H20L22 181L21 182V187L17 188L18 190L15 189V187H9V186L4 185L6 183V182H4V180L6 178V175H4V173L6 174ZM94 172H98V171H94ZM109 172H107L108 173L107 175H109ZM153 172H150V174L151 173L154 174ZM170 172H172V173H170ZM58 173H59L58 175H60V172H58ZM71 173L67 174L69 176H67V178H65V182H66V185L70 189H73L77 178L74 177V174L76 172L74 173V171H73L74 174H71ZM142 173H145V172H142ZM188 174H189V176H188ZM190 174L193 175V176H190ZM95 175H96V173H95ZM89 176H92V175L89 174ZM76 177H77V175H76ZM106 177L109 178V176H106ZM138 177H136V178H138ZM80 178H81L82 181H85V182L87 180L86 178H82V177H80ZM80 178L78 180H80ZM187 178L188 179L189 178L193 179V182L191 180L192 184H189V180ZM103 179L105 180V178H103ZM143 179H145V176H144ZM110 180L108 181V184H109ZM194 180H195V183H194ZM94 181L95 180H94V177H93L90 181L86 182L87 184H85V185L83 184L84 186L82 188H83L84 191L81 190L82 189L81 187H79V189L84 193L83 196L85 195L84 198H86V200H88L89 202L92 201V198H91L92 195L96 194V193H94V188H93L94 187ZM134 181L136 182V180H134ZM145 181H146V183L148 182V180H145ZM211 182H213L215 187H217L216 188L217 191L216 190H212L210 188L213 192L216 191V193L214 195L209 194L210 192L208 193V190L206 192L203 190L204 187H206V186L208 187L209 186L208 184H210ZM80 183H83V182H80ZM122 183H120V185ZM146 183H145V185H146ZM140 184H142V181H141ZM143 184H142V186H143ZM79 185L82 186V184H78L77 186H79ZM113 185L114 184H112L111 186H113ZM116 185L118 186L119 184H116ZM116 185H114L112 188L110 187L113 190L115 189L112 194H114L115 191H117L116 190L117 187L115 188ZM214 185L211 184V187L214 186ZM119 186H118V188L121 187V186L120 187ZM105 188H106V186H105ZM122 188H123L124 191L130 192L131 195H132L133 194L132 193V189L133 188H139V187H137L136 185H130V184H128V185L124 184V187H123V184H122ZM142 188H144V186ZM79 189H78V191H79ZM111 189H109V190H111ZM145 189H143V190L145 191ZM140 190H141V187H140ZM143 190L140 192L139 189H138L136 193L134 191L135 196L138 193V191L141 193L142 196L148 195V193H149L148 190H146L147 194L145 193L146 191L144 192ZM174 190L176 191V193H177V190H178L179 193H180L179 190H181V191L184 190L185 193H184V195L181 194L182 196H180V199L177 197L178 199L176 198L177 199V201H176V199H174L176 197V195H175L176 193L173 192ZM81 191H80V193H82ZM191 191H195V192L197 191L199 198H200V196H201V198L203 197V199L205 197L203 202H201L202 200L199 201V199H198V201L201 202V203H199L198 201H195V200H197V197H198L197 194L195 196V193H194V197H196V199H194V200H193L194 197H193V194H192V199H190V198H188V199H189L190 202H192V200L194 201V204L192 203L193 205H195L197 203L195 205V207L190 205L191 204L190 202H189L190 204L187 203L188 199L187 200H182V198L185 195L187 196V194L189 192H191ZM119 192H120V190H119ZM219 192H221V191H219ZM140 193H138L137 195L141 196ZM232 193H230V194H232ZM18 194H21L23 203L26 205L25 208L28 207V206L31 208V211H30L31 213L26 215V213H24V212L29 213L28 211L30 210V208L28 207L29 210L26 209L24 211V208H23L24 206H23L22 208H23V213L25 214V216L23 214V215H21L22 217L16 216V213L14 214L15 210L12 209V207L14 206L13 205L14 202H16L15 200H17L16 197H17ZM226 194H225V196H226ZM235 194H234V196H235ZM114 195H116V193ZM211 195H212V199H214V200H212L210 198ZM218 195H216V196H218ZM132 196H134V195H132ZM222 196L223 195H221V197ZM230 196L233 197V195H230ZM138 197L136 196V198H138ZM149 197H150V195H149ZM149 197L147 196L146 198L148 199ZM206 197L209 198V199H207ZM232 197H229V199L231 198L232 200H235V201L238 199V198L237 199L235 198L236 196L234 197V199ZM141 198H143V197H141ZM186 198L187 197H184L183 199H186ZM41 199H43V200L45 199V200L42 201ZM219 199H221V198H219ZM151 200H153V199H151ZM39 201L42 202V203H40ZM155 202H157L156 199H155ZM228 202H230V201H228ZM91 203H92V204H90L91 205V212H92V215H93L92 218L94 217V219H97V218L100 219L101 216H102L100 214H102V212H104L105 209H103V208L105 206L103 208H101L103 203L101 205L99 204L100 206H98V204H96V202H91ZM158 203H156V204H158ZM176 203H178V205H176ZM229 204L227 206V209L224 208L225 211L228 210V208L231 207V206L229 207ZM137 205H138V202H137ZM22 208H21V210H22ZM220 208H219V210H220ZM133 209H135V208H133ZM16 210H17V208H16ZM18 210H19V208H18ZM21 210H19V211L22 213ZM222 210H223V208L220 211H222ZM19 211H17L18 215L20 213ZM137 211H139V209H137ZM220 211H219L218 214H220ZM38 212L39 213H41V212H45L46 213L47 212L48 215L46 214V216H45V214H43L45 217L38 218L37 214H35V213H38ZM153 212H156V211H153ZM39 213H38V215H40ZM99 215H100V218H99ZM225 215H227V214H225ZM150 216L154 217L151 214H150ZM109 217H110V219L112 218L111 222L109 220L110 223H116L117 222V219L113 218V214L111 216H109ZM182 217L184 218V221H183ZM181 218H182L181 221H183V222L179 223L178 219H181ZM225 218H227V217H225ZM160 219H161V221L165 220L164 222L167 223V224L164 226L163 225L164 222L161 223ZM194 219H192L193 222H194ZM152 220L154 221L153 218H152ZM227 220H228V218H227ZM229 221L230 220H228L227 222L229 223ZM118 223L120 224V222H118ZM121 223H123V222H121ZM149 223H150V221H149ZM191 223H192V221H191ZM117 224H116V226H118ZM145 224L143 226H141V227L139 226L141 228V230L146 228V227H144V226H146ZM142 227H144V228H142ZM141 230H139L140 233H141ZM147 230H149V229H147ZM154 230L156 231V233H155ZM161 230H162L163 233L159 232ZM190 231H192V230H190ZM149 232L146 234V237H143V238L152 237L153 235L150 236ZM157 232L160 233V234H158L159 236H157ZM222 232H224V233L222 234ZM135 233H134V235H135ZM143 233L139 234V232H138V234L137 233L136 234L137 235H142ZM194 233L196 234V232H194ZM161 234H162V236H161ZM226 235H228V234H226ZM92 236H94V237H92ZM205 236H208L210 238L205 239L206 238ZM46 237H48V240H46ZM199 238H200V236H199ZM193 239H195V238H193ZM147 240H148V238H147ZM250 240H251V237H250ZM190 241H192V240H190ZM224 242H222V243H224ZM163 243H165V242H162L161 245L165 246L166 244H163ZM185 243H184V245H186ZM206 243L210 244L209 241H207ZM15 244H17V245L15 246ZM226 244H227V242H226ZM153 245H154V243H153ZM215 245H216V243H215ZM209 249H211V248H209ZM239 249L240 248H238V250ZM127 250H128V247H127ZM132 250H133V248H132ZM132 250L130 249L128 251L132 252ZM124 251H122V252L125 253L126 251L125 252ZM129 252H128V254H129ZM131 252H130V254H131ZM136 253L137 252H135L134 254H136ZM200 253H202V252H200ZM225 253H227V252H225ZM126 254H127V252H126ZM138 254L139 253H137L136 258L138 257ZM141 254L143 255V253H141ZM189 254H191V253H189ZM196 254L197 253H195V255ZM202 254H199V252H198L197 255H202ZM142 255H140V256H142ZM184 255H185V253H184ZM197 255H196V258L199 259L200 256L197 257ZM204 255H202V256H204ZM143 256H142V258H137V259L133 257L136 260L134 261L132 259L133 261L130 260V262L128 264H148V262H147L148 259H144L145 257H143ZM227 256H229V255H227ZM193 257H194V255H193ZM146 258H149V257L147 256ZM204 258L206 259V256H204ZM152 259H153V257H152ZM200 260H202V258ZM156 263H157V261H156ZM199 263L202 264V262H199ZM210 263H211V261H210ZM125 264H127V263H125ZM149 264H150V262H149Z\"/></svg>", "mask_w": 264, "mask_h": 264}]
</instances>
